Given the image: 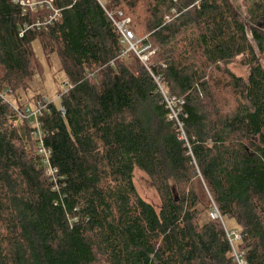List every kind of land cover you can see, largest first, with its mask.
<instances>
[{"label":"trees","instance_id":"obj_1","mask_svg":"<svg viewBox=\"0 0 264 264\" xmlns=\"http://www.w3.org/2000/svg\"><path fill=\"white\" fill-rule=\"evenodd\" d=\"M119 13L154 51L146 66L122 57ZM248 15L231 0H0V264H264V0ZM35 42L67 81L38 120L47 163L4 101L41 74Z\"/></svg>","mask_w":264,"mask_h":264},{"label":"rangeland","instance_id":"obj_2","mask_svg":"<svg viewBox=\"0 0 264 264\" xmlns=\"http://www.w3.org/2000/svg\"><path fill=\"white\" fill-rule=\"evenodd\" d=\"M252 1L253 0H231L232 4L238 8L240 14L246 21L249 19L248 10ZM248 39L253 46L254 51L257 53V49L251 40L250 34H248ZM33 51L41 64V74L34 76V78L28 83L27 89L17 92L14 96L6 97V100L15 106L16 109H19L20 106H24L19 109L21 112L24 111V109H29L31 111L35 110L37 107L35 99L40 96L46 101L53 102L55 105H58V101L56 100L58 92L62 93L67 89L66 77L64 73L60 71L58 58L56 56L45 58L38 42L33 44ZM130 60H133V58L130 57ZM229 69L235 76L243 79H245L248 75V68L241 65L239 62L230 65ZM23 120L26 121L27 119ZM23 120H21V122H23ZM20 125V122L14 123V126ZM134 185L141 198L155 207L159 206V198L151 184L150 179L145 174L135 171ZM223 223L227 230L238 232L239 229L235 221L225 218L223 219ZM233 241L236 249L238 240L233 239Z\"/></svg>","mask_w":264,"mask_h":264},{"label":"built area","instance_id":"obj_3","mask_svg":"<svg viewBox=\"0 0 264 264\" xmlns=\"http://www.w3.org/2000/svg\"><path fill=\"white\" fill-rule=\"evenodd\" d=\"M22 6L23 3H21ZM37 6H42V3H36L34 1H31V3L28 4V7L31 10H35ZM46 8L47 9H51L50 5L48 3H46ZM25 12V10H23V13ZM54 15H56V12H54ZM109 19L111 20V22L113 23V26L115 27L117 33L120 35V42L121 44L125 47V51L122 54V57H124L127 53H133L137 59L140 61L141 64H143L144 66H146V63L148 61V58L153 55L154 51L151 50L148 46L146 47H140V41L137 40V38L134 36L133 32L129 29V19H125L122 17V14L119 13L117 15V17L119 19H114L111 15H108ZM51 20L48 19L47 21L45 20L44 22H36L34 23L32 26H27V28H36L39 29L42 25H44V23L46 24H50ZM56 100H58V97H56ZM4 101L6 103H9L6 98H4ZM44 103H37V107L35 110L31 111L29 109H24V111H20L19 109L15 110L18 112V117L20 120L23 119H27L26 121H28V125L31 127L32 131H31V136L32 138L37 142L38 146V153L39 155H43L44 156V161L45 163H47V157H48V151H46L43 146H42V142H41V131H40V125H39V117H41L42 112L45 108V99H43ZM167 105L169 108H171V101L166 100ZM62 114L63 110H61ZM26 115V116H24ZM23 118V119H22ZM173 119H176V115L174 113H172L171 117ZM24 121V120H23ZM48 174H52V172L50 171V169L48 170ZM211 219H219V215L217 213L216 210L213 211V213L210 214ZM231 236L233 237V239H236L239 241V237L235 234V233H231ZM230 237V236H228ZM238 264H247L245 259L241 256L236 257Z\"/></svg>","mask_w":264,"mask_h":264}]
</instances>
